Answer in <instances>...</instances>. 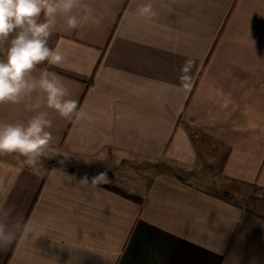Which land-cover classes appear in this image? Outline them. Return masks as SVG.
Returning <instances> with one entry per match:
<instances>
[{
    "label": "crops",
    "instance_id": "0c3cea01",
    "mask_svg": "<svg viewBox=\"0 0 264 264\" xmlns=\"http://www.w3.org/2000/svg\"><path fill=\"white\" fill-rule=\"evenodd\" d=\"M88 2L103 23L58 24L65 61L40 67L93 119L44 108L40 164L0 156V211L32 229L0 264H264V0ZM34 114L0 105V122Z\"/></svg>",
    "mask_w": 264,
    "mask_h": 264
},
{
    "label": "clouds",
    "instance_id": "9594fccd",
    "mask_svg": "<svg viewBox=\"0 0 264 264\" xmlns=\"http://www.w3.org/2000/svg\"><path fill=\"white\" fill-rule=\"evenodd\" d=\"M136 15L152 20L157 13L148 2L137 6ZM103 20L88 0H0V105L24 104L26 110L35 113L26 122H0V156L16 154L32 168L40 164L54 139L50 131L53 121L44 108L65 120L92 121L78 100L70 98L71 92L59 75L40 66H60L65 61L59 46H49L58 24L62 22L64 29L71 31L86 25L99 26ZM189 71L188 66L182 69L183 73ZM181 79L186 81L188 77ZM109 183L107 172L94 176L91 182L87 176L78 182L84 188ZM21 227L25 232L32 230L19 221L12 223L9 214L0 211V248L12 244Z\"/></svg>",
    "mask_w": 264,
    "mask_h": 264
},
{
    "label": "trees",
    "instance_id": "16d2710c",
    "mask_svg": "<svg viewBox=\"0 0 264 264\" xmlns=\"http://www.w3.org/2000/svg\"><path fill=\"white\" fill-rule=\"evenodd\" d=\"M116 191H118L119 193H121V194H123V195H125V196H127V197L134 198L132 195H130V194H128V193H126V192H124L123 190L116 189Z\"/></svg>",
    "mask_w": 264,
    "mask_h": 264
},
{
    "label": "rangeland",
    "instance_id": "374dc122",
    "mask_svg": "<svg viewBox=\"0 0 264 264\" xmlns=\"http://www.w3.org/2000/svg\"><path fill=\"white\" fill-rule=\"evenodd\" d=\"M13 155H14V156H17V157H20V156H18V155H16V154H10V156H13ZM229 195H230V194H229Z\"/></svg>",
    "mask_w": 264,
    "mask_h": 264
}]
</instances>
